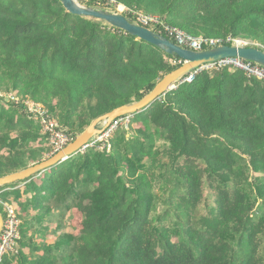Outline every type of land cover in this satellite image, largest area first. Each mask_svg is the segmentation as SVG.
Here are the masks:
<instances>
[{
	"label": "trees",
	"instance_id": "1",
	"mask_svg": "<svg viewBox=\"0 0 264 264\" xmlns=\"http://www.w3.org/2000/svg\"><path fill=\"white\" fill-rule=\"evenodd\" d=\"M112 1L167 15L193 37L256 41L264 51V0ZM102 23L71 15L60 0H0L1 79L48 114H67L60 124L68 129L75 113L92 123L140 101L182 65ZM50 98L56 105L42 102ZM22 111L0 106V151L7 152L0 178L56 154L28 150L45 137L31 121L20 122L23 132L12 125ZM131 116L138 129L128 138V130L110 135V153L87 149L0 187V202L12 199L20 235L0 264H264V211L254 221L250 202L255 195L264 209V82L228 68L203 71ZM65 132L72 143L77 135ZM155 142L163 143L166 162L153 152ZM249 169L260 174L251 182ZM162 196L166 212L155 216Z\"/></svg>",
	"mask_w": 264,
	"mask_h": 264
},
{
	"label": "water",
	"instance_id": "2",
	"mask_svg": "<svg viewBox=\"0 0 264 264\" xmlns=\"http://www.w3.org/2000/svg\"><path fill=\"white\" fill-rule=\"evenodd\" d=\"M66 12L74 16H79L89 20H96L106 25L123 31L138 40L160 49L169 56L178 58L182 65L164 76L140 101L129 105L121 106L105 115H102L92 121L89 127L76 139L67 145L64 149L57 152L54 156L46 161L35 164L23 171L7 175L0 178V187L11 185L29 179L33 175L46 171L69 157L79 153L88 142L99 136L114 120L126 115L136 114L149 105L153 104L159 97L166 92L171 91L174 84L189 73L195 71L201 66L213 64L224 59H235L251 62L264 68V51L256 46L245 45H224L213 49L195 52L182 49L163 36H160L147 28L134 24L130 19L122 14L109 13L93 8H85L79 5L75 0H60ZM101 127V129H100ZM3 227V218L0 215V234Z\"/></svg>",
	"mask_w": 264,
	"mask_h": 264
},
{
	"label": "built area",
	"instance_id": "3",
	"mask_svg": "<svg viewBox=\"0 0 264 264\" xmlns=\"http://www.w3.org/2000/svg\"><path fill=\"white\" fill-rule=\"evenodd\" d=\"M84 2L88 0H82ZM95 1L94 6H100L98 1H105L108 4L117 5V9L115 13L120 14L121 10H125L126 8L115 3L112 0H93ZM121 7V10H120ZM99 8V7H98ZM98 10V9H97ZM132 21V20H131ZM137 22V23H136ZM136 22H133L136 25L142 26L144 28L149 29L150 31L165 37L169 41L173 42L176 46L191 50L195 52H200L207 49H212L224 45H245L239 41L224 40V39H210L202 36L193 37L188 35L177 28H169L163 25V22L158 18L143 16L141 15ZM228 68L230 71L239 70L245 74L248 78H253L259 81L264 82V68L260 65L246 62L240 60L238 58L235 59H224L217 61L213 64H207L201 66L195 71L189 73L185 77L178 80L181 84H189L192 83L196 76L202 73L203 71L207 72H220L221 70ZM25 111L28 115L39 119L40 124L42 126L43 134L47 136L49 139H57L59 141V145H57L54 153H57L64 149L67 145H69L70 140L68 134L56 126L55 121L49 118V116H45L46 112H43L42 107L39 105L31 104L24 106ZM48 121L46 122V119ZM132 116L126 115L123 117H119L114 120L107 128H105L101 134L94 139L90 140L88 144L81 149L80 152H84L87 149L95 148L96 150L103 151L105 150L107 153L111 152V147L109 144L110 135L120 129H128ZM44 124V126H43ZM17 222H16V221ZM19 223L16 219L15 213L12 209H8L5 211V217L3 219V227L0 234V263L4 256L13 253L15 251L16 243L19 240Z\"/></svg>",
	"mask_w": 264,
	"mask_h": 264
},
{
	"label": "rangeland",
	"instance_id": "4",
	"mask_svg": "<svg viewBox=\"0 0 264 264\" xmlns=\"http://www.w3.org/2000/svg\"><path fill=\"white\" fill-rule=\"evenodd\" d=\"M79 5H81L82 7H85V8H93V9H98V10H101V11H105V12H109V13H115V10L117 9V5H112V4H108L106 3L105 1L102 3L101 1L99 2L100 3V6H87L88 5V1L84 2L82 0H75ZM102 4V5H101ZM123 6V5H121ZM99 7V8H98ZM124 7V6H123ZM120 14L124 15L126 18L129 17L130 20H132V22H136V20L141 16H149V17H156L158 18L160 21L163 22V25L165 27H169V28H175L173 25L171 26V24L169 23V20L166 18V16H160L158 13H148V12H145L144 10H140V11H134L132 9H125V10H121L119 12ZM128 16V17H127ZM137 23V22H136ZM103 25V23H102ZM104 26H106V24L104 23ZM108 27V26H106ZM178 29V28H177ZM224 40H231V42L234 40V41H239L241 42L242 44L246 43L247 46H256V47H260L262 48V46L256 42V41H248V40H242V39H238V38H233V37H230V36H226L225 38H222ZM168 63L174 65L176 64L177 62L175 61H171L170 59L168 58H164ZM183 84H181L179 81H177L175 84H174V87H173V90L176 89L177 87L181 86ZM45 101V102H44ZM47 101H50V104L51 105H56V100L55 99H52L50 98V100H45L43 99L42 102L46 103ZM6 103H11L13 104L14 106L16 105H20V107H24L25 105H31V104H35V105H40L42 107V110L43 112H46L47 113V109L43 106V104L41 105V103H37L36 101H34L29 94L27 95H24L23 92H22V89L21 87L19 86L17 89H14V83L10 80H2L1 79V76H0V106L4 107L5 109L8 108L9 105L11 104H6ZM78 113H75L73 114V116H71L70 118H72V120L75 122V124L73 126H70L68 129L66 128H62L61 127V124H63L66 119L68 118L65 114L63 115L62 118L59 117V111L58 110H55V114L54 115H50V114H45V116H49L50 119H52L53 121H55L56 123V126H58L60 129H62L63 131H73L75 132V134L78 136L79 135V132L80 131H84L87 127V125H89L91 122L90 120L88 119V117H85L83 118V120L81 119H78ZM20 116H15L13 118V121H12V125L15 126L20 130L22 131L26 126L23 124V123H20V122H23V121H31L35 124H37L39 127H40V135L44 136L45 137V142L43 140H41L40 143H38V141H36L35 143H28V150H32L34 153H35V156L37 157L38 155L41 156L43 153H40L39 152V149H43L44 150V154L46 153H49L48 157H50L51 154H55L54 151L57 147V145H59V141L57 139H49L47 136H45L43 133V130H42V126L40 124V121L39 119L35 118V117H32L31 115H28L27 112L25 111L23 113L22 111V115L19 114ZM51 116V117H50ZM48 121V118L46 119V122ZM85 122V126L84 129L80 127L79 129V126H81V124ZM61 123V124H60ZM89 123V124H88ZM44 126V124H43ZM35 128V127H34ZM9 129V128H8ZM101 129V127H100ZM138 129V125H131L128 127V129H120L121 131H127L129 132V134H127V138L128 137H131V135L136 132V130ZM14 132H12V130H9L8 132V136L9 137H16L17 133L19 132L18 130L16 129H13ZM23 132V131H22ZM81 134V133H80ZM69 136V135H68ZM162 146H163V143L162 142H159L158 144L155 142L152 147H153V152L155 153H159L160 155L163 154V149H162ZM51 153V154H50ZM43 154V155H44ZM0 155H3V156H6L7 155V152L5 150H1L0 151ZM29 152H26L25 155L23 156V160H27L28 157H29ZM42 155V157H43ZM160 159L163 161V162H166V159L164 156L161 155ZM167 170V169H165ZM164 172V170H163ZM165 173V172H164ZM249 176L251 177H254V176H260L259 173H256L254 170L252 169H249L248 171V181L251 182L252 181V178H250ZM206 184V183H205ZM207 185V184H206ZM157 187L155 189V191H157ZM180 192H182V190H180ZM206 197L209 196V194H204ZM166 197L165 196H162L161 197V200L157 203H155V209H154V215L155 216H160L162 212H166V209H167V206H168V203H167V199H165ZM254 199H255V195L252 196V198H250V202L251 204H253V212L251 214V218H253V220H257V217L264 211L263 208H261L260 204H261V201L260 200H257L255 203H254ZM10 201H1V205L4 210V213L5 211H7L8 209H12L15 213V216H16V212H15V209L13 207V205L11 204H8V203H13L12 202V199H9ZM3 202V203H2ZM208 206L206 205V209L209 208V205L212 206L213 204V201H211L209 199L208 201ZM3 210H1V215H3ZM174 214H175V211H173ZM173 212L170 213V216H173ZM176 215V214H175ZM200 215L202 216H206L205 214L201 213ZM5 217V216H4ZM4 219V218H3ZM16 219H17V216H16ZM18 220V219H17ZM16 221V220H15ZM17 222V221H16ZM68 222V221H67ZM19 223V222H18ZM168 226H172V224L168 223ZM19 227V226H18ZM19 238H20V235H19ZM262 252V250H261ZM3 260V259H2Z\"/></svg>",
	"mask_w": 264,
	"mask_h": 264
},
{
	"label": "clouds",
	"instance_id": "5",
	"mask_svg": "<svg viewBox=\"0 0 264 264\" xmlns=\"http://www.w3.org/2000/svg\"><path fill=\"white\" fill-rule=\"evenodd\" d=\"M173 43V42H172ZM229 45H232V44H229ZM213 49V48H212ZM207 50H209V49H207ZM203 51H205V50H203ZM201 52V51H200ZM173 90V89H172Z\"/></svg>",
	"mask_w": 264,
	"mask_h": 264
}]
</instances>
